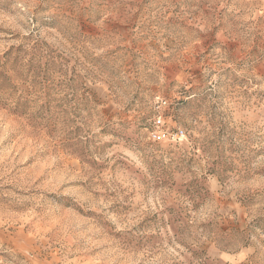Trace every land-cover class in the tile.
<instances>
[{"label":"rangeland","instance_id":"374dc122","mask_svg":"<svg viewBox=\"0 0 264 264\" xmlns=\"http://www.w3.org/2000/svg\"><path fill=\"white\" fill-rule=\"evenodd\" d=\"M0 264H264V0H0Z\"/></svg>","mask_w":264,"mask_h":264},{"label":"built area","instance_id":"2783aa9c","mask_svg":"<svg viewBox=\"0 0 264 264\" xmlns=\"http://www.w3.org/2000/svg\"><path fill=\"white\" fill-rule=\"evenodd\" d=\"M160 122H161V121H160ZM183 135H184V131H183V130H179L178 133H177V137H180V136H183ZM153 137H154L155 140H157V141H161V140L166 139V138L169 137V136H168L167 131H165V130H160V131H158V132H155V133L153 134Z\"/></svg>","mask_w":264,"mask_h":264}]
</instances>
